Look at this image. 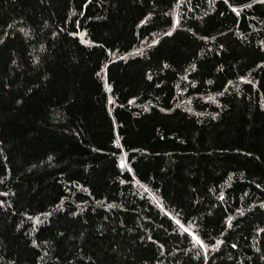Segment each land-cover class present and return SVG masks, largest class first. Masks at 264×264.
<instances>
[{
	"label": "trees",
	"instance_id": "16d2710c",
	"mask_svg": "<svg viewBox=\"0 0 264 264\" xmlns=\"http://www.w3.org/2000/svg\"><path fill=\"white\" fill-rule=\"evenodd\" d=\"M0 264H264V0H0Z\"/></svg>",
	"mask_w": 264,
	"mask_h": 264
},
{
	"label": "rangeland",
	"instance_id": "374dc122",
	"mask_svg": "<svg viewBox=\"0 0 264 264\" xmlns=\"http://www.w3.org/2000/svg\"><path fill=\"white\" fill-rule=\"evenodd\" d=\"M124 165V163H122Z\"/></svg>",
	"mask_w": 264,
	"mask_h": 264
}]
</instances>
